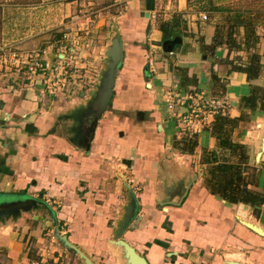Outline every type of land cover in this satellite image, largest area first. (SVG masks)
I'll return each mask as SVG.
<instances>
[{"label": "crops", "instance_id": "1", "mask_svg": "<svg viewBox=\"0 0 264 264\" xmlns=\"http://www.w3.org/2000/svg\"><path fill=\"white\" fill-rule=\"evenodd\" d=\"M120 2L125 8L112 24L120 31L125 57L88 149V104L113 35L77 40L79 52L89 54L88 66L97 64L93 77L89 70L73 75L71 63L59 66L67 56L58 53L60 40L50 44L54 53L46 60L61 78L67 75L66 87L56 95L45 94L38 82L30 84L24 71H3L23 81L0 86V197L32 200L35 206L0 220V264H85L59 242L57 230L94 264L121 263L117 240L149 264H264V237L242 223L264 228V204H232L210 193L207 161L219 152L218 139L206 128L193 135V151L180 150L176 143L192 136L179 134L164 97L167 91H203L228 103L223 115L244 114L231 140L247 149L248 189L264 195V151L256 158L264 111L243 113L240 106L251 87L264 88V0H206L197 6L195 0H115ZM160 14L167 38L154 25ZM218 28L232 49L212 48ZM253 38L258 41L249 51L247 40ZM166 41H174L172 52L164 48ZM253 55L260 71L249 81L243 70ZM149 57L157 63L155 75ZM189 105L178 106L176 115L186 114ZM242 204L249 207L246 218L238 215ZM130 207L133 218L119 238Z\"/></svg>", "mask_w": 264, "mask_h": 264}, {"label": "rangeland", "instance_id": "2", "mask_svg": "<svg viewBox=\"0 0 264 264\" xmlns=\"http://www.w3.org/2000/svg\"><path fill=\"white\" fill-rule=\"evenodd\" d=\"M197 1L203 5L206 0H195V6ZM124 8V2L116 4L115 0H0V48L10 42V49L32 55L41 51L46 60L50 53H54L49 48L50 44L60 40L55 45L58 53L67 56L66 60H59L60 65L65 68L71 63L76 69L73 75L81 76L83 71L89 70L90 77H93L92 70L97 68V64L94 67L88 66L86 60L88 62L89 54L87 51L82 52L83 54L79 52L77 40H105V34H110L107 38L110 39L113 35L110 29L112 21L123 13ZM160 15L162 16L154 23L155 27L165 22L163 14ZM104 23L106 25L103 26ZM1 60L0 58V86L11 84L9 80L22 82V77L11 76V73L5 75L3 71L6 64ZM7 65H10L9 61Z\"/></svg>", "mask_w": 264, "mask_h": 264}, {"label": "trees", "instance_id": "3", "mask_svg": "<svg viewBox=\"0 0 264 264\" xmlns=\"http://www.w3.org/2000/svg\"><path fill=\"white\" fill-rule=\"evenodd\" d=\"M161 32L168 37V26L163 23L160 25ZM223 30V29H222ZM230 34L226 38H230ZM251 37V35H250ZM249 37V38H250ZM255 38V36H254ZM247 40V47H254L256 40ZM230 40H223L222 32L217 29L212 48L228 45ZM232 49V45L229 46ZM248 75L249 81L258 77L260 71V60L256 55L250 58L249 65L243 70ZM240 106L244 111H255L257 109L264 111V88L251 87V93L247 97H243ZM246 118L244 114L239 119H231L227 115L217 114L214 117L211 132L215 135L219 142V152H213L212 159H208V173L205 175V185L212 195L219 196L232 204H249L253 207L264 204V195L253 192L248 189L245 182V169L249 162L247 149L244 145L235 144L231 140L234 129L237 128L240 121ZM196 136L184 139L176 143L182 146V151H193L195 147ZM249 165V164H248ZM209 174V175H208ZM209 176V177H208Z\"/></svg>", "mask_w": 264, "mask_h": 264}, {"label": "water", "instance_id": "4", "mask_svg": "<svg viewBox=\"0 0 264 264\" xmlns=\"http://www.w3.org/2000/svg\"><path fill=\"white\" fill-rule=\"evenodd\" d=\"M145 15V14H144ZM146 18H150V14L146 13ZM113 36L110 41V46L105 51V61L104 67L100 73L99 77V85L97 87V91L93 95L91 101L88 104L87 110V117L90 116L92 119V126L89 128V133L87 134V147L89 146V141L93 137L94 128L101 118L103 113L108 109L109 104L113 97L115 82L117 73L119 70L120 65L122 64L125 51H124V44L122 38L120 36V31L116 24L113 22L112 24ZM174 41H166L163 43L164 48L166 49L168 46L170 47L167 52L173 51ZM84 147V146H83ZM264 151V135L261 137V149L257 155V160H260L262 152ZM134 198L132 197V200ZM35 206V202L32 200H7L0 197V220L4 218H17L22 211H28L32 207ZM133 206V205H132ZM249 209L248 206L240 205L238 215L246 218L247 212ZM134 208L130 207L129 214L126 217L125 221L121 225V230L119 234L120 236L123 234L124 230L127 228L128 224L131 222L133 218ZM243 210V211H242ZM242 223L245 224L250 230L255 232L261 237H264V228L260 227L259 225L242 220ZM56 237L59 239V242L72 250L85 264H94L91 259L84 254L77 246L72 244L67 236L59 235V231H56ZM114 246L120 251V262L121 264H149L148 261L138 254L136 250L131 247L126 241L117 240L114 242ZM226 264H243L240 262H226Z\"/></svg>", "mask_w": 264, "mask_h": 264}, {"label": "built area", "instance_id": "5", "mask_svg": "<svg viewBox=\"0 0 264 264\" xmlns=\"http://www.w3.org/2000/svg\"><path fill=\"white\" fill-rule=\"evenodd\" d=\"M202 19L207 21L208 16L203 15ZM10 46L11 44H5L0 48V58L2 59L1 62L4 65L6 64L5 69L7 68L8 70L9 68H14L15 70L26 72L30 84L38 82L42 85V91L45 92V94L56 95L57 92L66 87L67 75L64 78H61L62 76L59 69L57 67L53 68L50 62L43 59L41 51L32 55L30 53L10 49ZM74 58L75 57H71V59ZM7 61H9L10 65H7ZM12 61L15 63L13 64ZM155 65V61L149 57L148 66L152 75L156 74ZM164 97L169 111L175 115L178 120V132L183 136L201 133L204 129L210 126V118H213L220 113L225 114L229 108L226 101L217 96L208 95L203 91L189 95H181L174 91H167ZM187 102H190V105L188 106L186 114L176 115V108L178 106L184 107ZM47 203L48 205H52L49 200ZM33 264L40 263L35 262Z\"/></svg>", "mask_w": 264, "mask_h": 264}, {"label": "bare ground", "instance_id": "6", "mask_svg": "<svg viewBox=\"0 0 264 264\" xmlns=\"http://www.w3.org/2000/svg\"><path fill=\"white\" fill-rule=\"evenodd\" d=\"M228 109H229V108H228ZM227 112H228V110L226 111V113H227ZM226 113H225V114H226ZM220 114H221V113H220ZM221 115H223V114H221ZM214 117H215V116H214ZM214 117H213V118H214ZM209 128H210V126L208 127V129H209ZM187 136H188V135H187ZM190 136H192V135H190Z\"/></svg>", "mask_w": 264, "mask_h": 264}]
</instances>
